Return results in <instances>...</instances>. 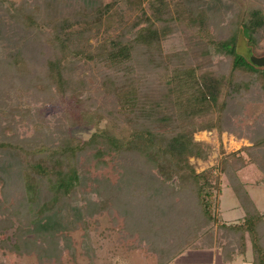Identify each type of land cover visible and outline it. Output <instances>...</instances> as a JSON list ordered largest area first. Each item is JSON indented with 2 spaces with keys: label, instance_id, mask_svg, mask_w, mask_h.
I'll return each instance as SVG.
<instances>
[{
  "label": "trees",
  "instance_id": "16d2710c",
  "mask_svg": "<svg viewBox=\"0 0 264 264\" xmlns=\"http://www.w3.org/2000/svg\"><path fill=\"white\" fill-rule=\"evenodd\" d=\"M118 1L78 0L68 18L54 21V28L51 25L53 29L46 31L41 28L43 23L50 25L52 20L41 22L34 6L0 0V9L46 44L38 72L41 79L34 86L40 95L35 99L44 103L58 98L70 104L61 116L50 118L39 107L32 111L17 97L23 90L18 85L0 97V149L27 154L25 138L14 143L12 133L17 135L18 127L28 125L36 133L34 138L44 136L51 142L46 156L29 164L27 171L37 176L35 185L30 182L24 187L30 201L10 202L0 182V251L11 259L35 255L39 264H61L62 248L55 243L47 247L46 242L69 241L63 232L86 229L87 219L107 213L115 226L122 217L123 239L145 236L149 250L158 254V264H169L188 250L213 248L224 263H230L245 254L248 242L253 263L264 264V213L244 183L230 172V185L244 216L234 223L218 217L219 173L212 168L196 171L189 161L190 157L206 160L210 146L188 132L216 129L221 135L231 103L254 84L264 93V68L251 65L237 49L239 30L252 47L264 36V7L238 2L226 35L204 26L207 23L201 14L190 18L184 27L196 30L192 32L198 41V54L192 55V61L185 56L177 63H162L155 57L156 44L171 26L159 0H149L153 18L144 16L89 48L72 45L73 35H61L73 19L83 23L77 37L86 42ZM131 1L142 6L143 0ZM2 52L0 45L1 61ZM215 54L221 56L219 60H229L226 72L212 64ZM17 55L3 64L0 61V68L4 66L11 79L24 78L30 70L23 58L15 59ZM87 62L96 73L91 77L101 88L100 101L91 94L86 78L78 74V65ZM78 125L93 126L95 131L85 140L71 136L69 129ZM260 132L251 156L264 172V130ZM232 158L238 167L244 163L237 152L226 154L220 161L221 172ZM110 162L118 168L116 182L92 173ZM43 218L56 221V226L44 228ZM6 230H12L11 234Z\"/></svg>",
  "mask_w": 264,
  "mask_h": 264
},
{
  "label": "rangeland",
  "instance_id": "374dc122",
  "mask_svg": "<svg viewBox=\"0 0 264 264\" xmlns=\"http://www.w3.org/2000/svg\"><path fill=\"white\" fill-rule=\"evenodd\" d=\"M17 5L34 6L41 22H46L47 18L52 20L50 25H42V29L48 31L53 29L55 22L60 23L62 18H68L69 13L77 6L78 0H13ZM164 4L166 17H170V30L165 37L160 38L156 44L159 52L155 53V57L162 63H177L181 59L187 58L192 61L193 54L197 53V37L192 32L196 30L184 27V23L188 24L190 18L199 14L204 16L206 25L209 30L217 34L226 35L229 28V20L231 19L238 2L249 6L253 3L256 6L264 7V0H159ZM26 8V9H27ZM154 9L149 0H143L142 6L137 7L131 0H120L102 17L101 24L93 29L90 38L86 42L78 39V34L83 30V23L69 19V25L61 30L64 37L73 35L72 45L80 48L87 47L89 44L97 45L98 43L116 36L126 25L132 24L136 20L149 16L153 18ZM48 14V15H47ZM172 18V19H171ZM171 20L173 21L171 23ZM53 25V28L50 26ZM217 27H216V26ZM195 27L199 29V24ZM45 31V32H46ZM71 40H68V44ZM0 45L3 48L2 64L5 60L12 59L15 54L16 58H23L27 62L30 70L24 78L16 77L11 79L4 66L0 68V97L8 96L13 91V87L18 85L22 88L21 94L17 97L26 104L31 106L32 111L39 109L45 116L52 118L53 116H61L65 110L70 109L69 102H61L56 99L51 102H38L35 96H39V92H35V84L40 81L39 76L40 59L41 63L46 54L47 47L43 40L33 34L26 33L17 25L16 21L0 9ZM237 49L245 59L254 67L264 68V36L259 40L257 46H250L244 33L239 30L237 34ZM195 51V52H194ZM212 64L220 65V71L226 72L229 60L219 58L221 56L214 55ZM79 76L85 77L88 82V88L91 94L98 100H102V94L99 93L101 88L96 84L92 75H96L92 70L89 62L78 65ZM6 75V76H5ZM239 101L231 103L225 114L223 126L225 128L221 135L216 129L208 130H189L194 140L203 142L210 146V154L206 160L190 157L189 161L196 171L212 168L220 175L222 193L219 197L217 215L226 222H237L243 219L244 210L240 207L238 198L230 185L229 174L235 173L238 180L244 183L250 198L255 203L261 213H264V172L261 167L252 161L251 153L255 147V142L260 131L264 130V93L259 91V87L255 84L249 89ZM34 92V93H33ZM48 97V93L44 98ZM39 107V108H38ZM199 122L203 119L199 118ZM263 129V130H262ZM95 131L93 126L78 125L69 129L71 136L87 139L92 132ZM17 135L12 133V142L17 143L21 137L25 138L26 153L20 156L16 152L12 153L0 149V182L1 186L4 182L5 197L10 202L24 203L30 201L27 190H24L26 184L32 182L36 184L37 176L30 174L27 170L31 161L40 159L48 153L47 150L51 146L50 141H46L44 136L34 138L32 128L18 127ZM41 143V144H38ZM41 145L40 151H37ZM245 148L246 150H244ZM31 149H35L33 151ZM249 149V150H247ZM224 151V153H223ZM232 152H237V156H242L244 163L238 167L235 159H229L225 165V171L221 172V158ZM253 157L259 159L260 156L253 153ZM240 159V158H238ZM250 160V161H249ZM110 162L109 165L100 171L92 169L93 174L105 175L112 182H116L119 178L118 168ZM221 172V173H220ZM231 172V173H230ZM22 178V179H21ZM3 180V181H1ZM30 192V191H29ZM40 198V197H38ZM41 200V199H40ZM35 210V208L33 209ZM56 222V221H55ZM54 221L43 218L44 228H54ZM17 225V223H16ZM87 227H79L66 233L69 241L60 238L56 242L51 239L46 242V246H55L62 248L60 256L61 264H158V254L152 252L147 238H140L137 234L133 237L123 239L121 227L123 225L122 217L119 218L117 225H113L110 216L107 213L95 215L87 219ZM12 230H6L7 235ZM57 233V232H56ZM154 232L150 233L154 238ZM226 241V239H223ZM133 246V247H130ZM206 250H188L179 254L169 264H254L252 260V248L247 243V251L245 254L239 255L230 263H224L217 252ZM0 264H39L35 255L24 256L22 258L11 259L5 257L0 251Z\"/></svg>",
  "mask_w": 264,
  "mask_h": 264
},
{
  "label": "crops",
  "instance_id": "0c3cea01",
  "mask_svg": "<svg viewBox=\"0 0 264 264\" xmlns=\"http://www.w3.org/2000/svg\"><path fill=\"white\" fill-rule=\"evenodd\" d=\"M206 251H213V250H206Z\"/></svg>",
  "mask_w": 264,
  "mask_h": 264
}]
</instances>
